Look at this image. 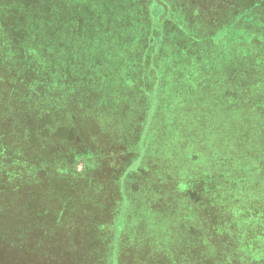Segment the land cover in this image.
I'll return each mask as SVG.
<instances>
[{
	"label": "trees",
	"instance_id": "trees-1",
	"mask_svg": "<svg viewBox=\"0 0 264 264\" xmlns=\"http://www.w3.org/2000/svg\"><path fill=\"white\" fill-rule=\"evenodd\" d=\"M141 1L0 0V264H23L19 257L21 239L27 237L29 230L23 222L24 207L32 204L36 192L45 197L32 210L39 212L41 218L45 215L54 221L50 223L53 231L48 233L54 238L56 228L61 226L65 228L60 231L63 235L71 233L73 244H77L76 264H123L122 259L130 256H123L119 250L118 234L122 231L134 235L135 239L128 237V241L136 250L140 243L155 247L159 240L153 239V234H136L142 225L146 228L140 217L154 226L159 213L147 212L146 206L144 214L143 210L138 212V197L143 199L132 184L140 185L136 175L146 170L151 173L149 185L156 184L153 180L159 171H155V153L165 150L159 161L168 164L165 159L173 157V153L167 155L168 144L174 140L178 142L175 149L185 151V171L179 169L180 179L173 177L169 186L185 188L194 202L207 204L200 213L213 226L203 225L198 234L192 230V235L168 242L161 250L165 254L169 251L171 261L185 253V264H264V204L260 196L249 195L244 184L249 175L232 163L238 154L262 157L264 145L260 143H264V138L254 147L249 145L255 138L250 137L247 125L243 133L230 132L227 140L221 137L219 125L205 128V119L197 123L200 129L191 127L188 115L192 106L187 105L195 103L196 112L201 105L209 112H234L235 107L236 116L238 108L239 117L247 118L249 128L254 126L250 112L251 96L255 94L250 80L255 82L258 77L251 67L264 69V0H185V26L178 29L188 39L185 70L181 67L180 73L171 75L175 83L169 92L158 91L161 63L155 54L163 44L162 29L169 18L140 32L143 41L145 36L154 39L153 45H146L148 40L144 41L146 46L139 45L142 37L137 41L134 33L138 26H131V22L139 6L144 11ZM143 1H150L153 17L151 7L157 0ZM161 1L170 16L176 13L173 0ZM143 14H137L138 18ZM131 42L137 50L140 72L136 83L121 77L122 49ZM196 48L200 50L195 51ZM147 53L154 59L144 57ZM165 102L171 108L159 112ZM173 108L178 114L161 119L165 136L172 133L166 139L169 143L158 151V140L155 135H148V128L157 122V116ZM82 110L97 115L102 128L93 123L83 127L79 116L73 113ZM69 112L75 116L72 123L60 118ZM255 120L259 125L258 117ZM108 128L114 131L109 134ZM123 128L127 131L122 132ZM48 134L69 142L70 153L65 154L76 162L83 161L80 170L67 166L68 173L58 164L51 166V160L57 157L47 154V139L42 141V151L37 150L40 155L35 156L37 153L32 150L36 151V144L40 146V139ZM109 146H120L119 153L112 152ZM131 152L142 159L139 165L133 163L122 171L113 170L116 176L104 168L102 161L107 157L118 159L119 164L127 163L124 160L129 159ZM66 155L64 160L68 159ZM58 184H66L76 193L66 190L70 197L63 193L56 197L53 187ZM116 185L120 186V194ZM149 185L142 188L148 199L154 198L155 192L152 187V193H146L144 189L151 191ZM110 190L113 192L107 193ZM48 196L52 198L47 205L44 200H49ZM73 197L76 204H87L91 210H72L69 200ZM42 204H46L45 208ZM248 204L252 212L247 210ZM129 206H133L131 220L126 223ZM77 211L82 214L78 225H74L68 217ZM80 228H84L82 232ZM13 242L19 246L16 248Z\"/></svg>",
	"mask_w": 264,
	"mask_h": 264
},
{
	"label": "rangeland",
	"instance_id": "rangeland-1",
	"mask_svg": "<svg viewBox=\"0 0 264 264\" xmlns=\"http://www.w3.org/2000/svg\"><path fill=\"white\" fill-rule=\"evenodd\" d=\"M135 1V0H133ZM140 1V0H139ZM142 5H143V10L141 9V7L139 6L136 16L134 17V19L131 22V26H135V28L138 26V29L135 31L134 35L135 38L137 39V41L139 40V37H142V42H138L139 45L142 46H146V45H153L154 43V39H149L148 40V36L146 38L145 36V40L147 41L145 42L148 44H144L143 41V36L141 33H144L146 29L150 28V25L153 23L155 24V22L157 21V23H160V20H164L165 18H169L166 21H164V26H163V39H162V45L160 46V48H158L155 52V54L157 55V57L160 60L161 66H160V73H159V77H160V85H159V92H169L170 89L172 88V85L175 83L173 82V80L171 79V75L173 73H180L182 70L179 71V69L181 67H183V69L185 70V42L188 41L185 40V33H179V27L184 25L185 26V0H173V6H175V14L174 15H169L168 10L166 9V7L163 5L161 0H157L154 2L153 7H151V9H153V17L151 16L150 12V1L144 2L143 0L141 1ZM134 3V2H133ZM10 4V3H9ZM137 6V4L135 5ZM7 10V9H6ZM142 12H144L143 16L141 18H138L137 14H139L141 16ZM3 16L2 14H0V17ZM170 16V17H169ZM161 21V23H162ZM141 25V26H139ZM214 25L212 24V27ZM128 32L130 33L131 31L128 30ZM155 34H157V31L155 30ZM214 34V33H213ZM162 38V36H161ZM141 39V38H140ZM192 41V40H191ZM208 43L210 42L209 39L206 40ZM137 44V45H138ZM135 46H133L132 42L130 43V45L125 46L122 49V59L124 61V66H123V74L121 75L122 78L126 79V82L129 81L131 83H136L137 81V75L140 76V72L137 70V64H138V60L136 57L137 56V50L136 47L134 49ZM194 50V49H193ZM200 50V48H196L195 51ZM193 51V52H195ZM136 55V56H135ZM144 57H148L149 60L154 59V57H152L149 53H147ZM264 57V55H263ZM262 57V58H263ZM166 58V60H164ZM264 59V58H263ZM164 60V61H163ZM254 72H256V77H258L255 81H251L250 80V85L252 86V90L254 92L255 95L251 96V101H252V107H251V113H253V118L250 119L251 123L254 124V126L252 128H249V122L247 120V118H243V117H239L240 116V110L237 108V114L238 116H236V110L235 107H233L234 112H230L229 109H221L218 112H209L207 111V107L201 105L199 108H197V112L194 111V104L193 103H187V105L192 106L191 107V111H189V115H188V125H190L191 127L196 125L197 127L200 126L197 124L200 121L204 120L202 122V125L204 124L205 128L208 127H212V126H220L221 127V137H223L225 140H227L230 135H228L230 132L232 133L233 130H237V132L243 133V131L246 129V125L248 127L247 130H249L251 132V136L250 137H254V140H251L252 143H250L249 145L257 147V145L261 142V139L264 138V131H263V126H264V111H263V105H264V69L262 71H257V69L254 68V66L251 67ZM1 72V70H0ZM253 72V71H252ZM166 73V74H165ZM168 75V77H166L165 75ZM130 78V79H129ZM250 78H253L250 76ZM125 83V81H123V84ZM177 83H181L180 81ZM147 84V83H145ZM137 85H139V83L137 82ZM144 88V87H143ZM147 88V87H145ZM134 89V88H133ZM142 88H140L141 90ZM133 92V91H131ZM137 92L139 93L140 91L137 90ZM182 93L184 94L185 91L183 90ZM193 93H191L190 95H192ZM191 97H189L188 99H190ZM205 99V96L203 98V101ZM255 102V106L254 103ZM169 104H166V102L163 104L161 103L160 106L161 109L159 110L162 111L163 109L166 108H171L168 107ZM174 110H170V112H165L163 114H161V116H157V122L153 125H151L148 129V135H155L154 139L158 140V141H162V143L160 142H156L155 147L157 148V150L159 151L163 146H166V144L169 143V141H166V139L170 138V135L172 134L171 132L165 136L166 131L164 130L165 127H163L162 125V117L166 118V117H170V116H175L176 114H178V110H176V108H173ZM194 111V112H193ZM217 111V110H216ZM255 111V113H254ZM72 112L67 113V115H63L60 118H62V120L67 121L68 123H72L71 121H73V119H75V116H73L72 114L75 113L76 116H79L78 119H80V121H82V124H84L83 127H85V123H93L96 124L97 126L102 128V125L100 123H103L102 120H100V118L97 115H94L92 113H90V111L87 113L85 110L79 111V113H76V111H74L72 114ZM258 113V115H256ZM258 117L259 121V125L255 124L254 122H256L255 117ZM247 122V123H245ZM173 123L177 124V120H173ZM177 126V125H176ZM256 126L260 127V128H255ZM255 129V130H254ZM122 132H126L127 130L125 128L120 129ZM258 130V131H257ZM109 134L112 133L114 131L113 128H108ZM176 131V129H175ZM255 131V132H254ZM262 132V134H260ZM195 133V132H194ZM55 135V134H54ZM53 134H48L46 135L47 138L42 137L40 139V146H38L36 144V151L33 149L32 152L33 153H37V150L42 151L41 148V144L42 141H44L45 139H47V144L50 143V146H47V154L48 153H53L55 157L54 161L52 159V157H49L51 160V166L53 165H59L60 167L63 168V170H66L68 173L70 172V170H68L69 168L67 166H71V167H76L77 170H80L82 168L83 165V161L80 160L79 162L74 161V159H72L71 155L69 154L66 155L65 153H70L69 150V142H67L66 140H61V139H54L56 138ZM232 136V134H231ZM38 139V141H39ZM231 141H233V138L230 139ZM37 141V142H38ZM175 141V140H174ZM174 141H170V143H174V144H168V154L173 153V158L174 159H178L174 161V172H173V176L174 179H180L177 175H180L179 169L183 168V170L185 171V161H183V158L185 157V151L179 152L177 151L178 148L175 149L176 144H178V142L176 141V143ZM150 142V141H149ZM255 142V143H254ZM254 143V145H253ZM204 144V143H203ZM260 144L264 145L263 142H261ZM163 145V146H162ZM180 145V144H179ZM30 147L32 146V144L29 145ZM110 148H113L112 152L117 151L116 153H119L118 151H120V146H109ZM171 147V148H170ZM32 148V147H31ZM263 149V156L256 158V156L253 158V156H243L241 154L235 155L233 157L234 162L233 165L235 168H239L241 173H247L249 175V179H246V182L244 183L246 185V189H249L247 192L250 193V196H260L262 198L263 204H264V147ZM185 150V149H184ZM65 151V152H64ZM39 152L37 154H35V156H39ZM58 152V153H57ZM123 152V151H121ZM178 152V153H177ZM115 153V154H116ZM134 152L128 153L129 159L124 160L127 163H122L119 164L120 161H118V159L116 161L112 160V159H108L109 157H107L106 161H102L104 168L109 170V174H113L114 176H116V173L113 172V170H118V171H122L124 170V168L127 165H132L134 164H140L142 161V159H140V157L136 154H133ZM225 153H222L223 156ZM62 155V156H61ZM68 156L66 160H64V156ZM136 155V157L134 156ZM59 156V157H58ZM63 157V159L61 160V157ZM159 156H165V150H163L162 153L160 154H156L155 153V171L158 170L159 173L157 172V176H155L156 179L159 178H164L166 175L169 174V169H170V165L169 164H163L162 161H159ZM231 156V155H230ZM121 159V158H120ZM123 160V159H122ZM73 161V162H71ZM71 162V163H70ZM144 164V163H143ZM176 166L178 168H176ZM146 168V166H145ZM148 170H151V168H149ZM185 173V172H184ZM148 174L151 175V173L149 171H144L142 174L140 173L136 175V177L138 179H140L141 181L138 180V182H141V185L147 187V185L150 184L151 181H149V176ZM154 177V176H153ZM135 178V176H134ZM134 180V179H133ZM59 182V181H58ZM166 182V181H165ZM235 182H240L241 181L237 180ZM60 183V182H59ZM174 183V182H173ZM180 183V182H179ZM234 183V182H233ZM154 188L157 190L156 191V196L155 197V204H139V210L138 212H140L141 210H143V213H145V209L147 210V212H151V213H159V215H156V220L154 223V226H150L148 224H146L144 222V220L142 219V217H140V220L142 223H144L146 225V228L142 225L141 229L138 228V234H141L140 237L144 236L145 233H151L154 235V233H157V236L154 237L153 235L151 236L153 239H158L159 242L155 243V247H146L144 246V244H139L138 246V250L136 252H134L135 256H130V257H126L125 261L124 258L123 260V264H185V253H183V256L181 255H177L176 257H173V260L171 261V255H169V251L167 252V254H165L163 252V250H161L162 245H165L168 242H174L177 238L180 237H185L188 236L189 234L192 235L193 231L195 230V233L200 232V230L202 231V229H204L205 226L203 225H208V226H213V224L207 223V220H205L206 216L202 215L200 213V210H202V208H204L205 205L207 204H197L196 202H194V200L190 199L188 194L185 193V188H180L178 185L177 186H173L170 189H165L164 187H166V185L162 186V182L158 184H153ZM151 186V185H149ZM143 187V188H144ZM253 187V188H252ZM53 188H56V194L55 196L57 197L60 193H63L64 195L70 197V194H68L66 192V190H70L72 193H76L75 189H71L70 186L66 185V184H61V185H55ZM152 189V186L149 187ZM146 192L147 190L144 189ZM166 191V192H165ZM260 191L261 194L260 195ZM34 201L32 202V204H27L24 207V217L25 220H23V222H25L26 224H28L29 226V230L27 233V237L29 236L30 238V234H38V228H40V233H43L44 235L52 232V225H50V223H54L53 220L49 219V216H46L47 218V224L41 225L39 224V219L41 216H39V212L38 214L36 212H34L33 206H37L41 202V199L43 197H45L42 193L36 192V194L34 195ZM49 197V196H48ZM51 198L49 197V200L46 199L44 200L46 202V204H50L51 203ZM31 200V199H29ZM48 200V201H47ZM36 203V204H35ZM60 203V202H59ZM55 204V203H54ZM57 204V203H56ZM69 204H73V206H71L72 210H91L87 204H76V198L73 197L72 199L69 200ZM249 205V204H248ZM134 206V204H133ZM133 206H129L125 215V221L126 223H129L131 220V212H130V208ZM144 206L145 209H144ZM251 207V204L249 205V208H247V210L249 212H252L253 209ZM263 207V206H262ZM219 212V210H218ZM221 213V212H220ZM82 213H78V211L75 213V215L69 216L68 218H72L71 219V223L76 225L77 220L79 218V216ZM204 216V217H203ZM107 218L105 217L104 220H106ZM138 220V219H136ZM25 223H23L25 225ZM49 224V225H48ZM210 224V225H209ZM78 225V224H77ZM80 225V224H79ZM81 232L83 231L84 228H80ZM85 229L90 230V228L88 226H86ZM107 235L109 234L108 232H105ZM197 233V234H198ZM19 234H17V237L19 239ZM135 235V236H136ZM129 238H134V235H128ZM128 237H127V241L126 240H122L123 242L128 243ZM135 239V238H134ZM28 240V239H27ZM30 240V239H29ZM20 239L17 241L19 242ZM163 242V243H161ZM12 245H14L16 248L19 246V243L14 244L11 243ZM119 246V250H121V252H123V247L118 244ZM107 248V245H106ZM128 248V247H126ZM76 248H73V250ZM73 253H75V255H77L76 251H72ZM79 254V253H78ZM225 258V257H224Z\"/></svg>",
	"mask_w": 264,
	"mask_h": 264
},
{
	"label": "crops",
	"instance_id": "crops-1",
	"mask_svg": "<svg viewBox=\"0 0 264 264\" xmlns=\"http://www.w3.org/2000/svg\"><path fill=\"white\" fill-rule=\"evenodd\" d=\"M165 160H169L168 162V164L170 165L169 174L166 175L164 178L162 177V178H159L153 181L158 185L160 182H162V186L166 185V187L164 188L168 190L171 188L169 184H171L172 178L174 177L173 176L174 165H175L174 161L178 159H173V157L170 156V157H167ZM93 176L99 177L98 175H96V173H93ZM133 185H134V189L137 191L136 192L134 190L136 194L140 195L141 198L144 200L143 201L138 197L141 204H155L156 203L155 202V197H157L155 194L157 191L156 189H155V192L153 191L154 198L148 199L146 197V194L143 195L144 191L142 192V188L145 186V184L144 186L141 184L137 185V183L134 182L132 186ZM127 186L130 187V185H127ZM152 187L154 188L153 184H152ZM116 188L118 190V193L120 194V191H121L120 186L116 185ZM109 192H113V190L107 191V193ZM147 192L152 193V189L151 191H147ZM45 205L46 204H42L43 208H45ZM69 221L71 222V218L69 219ZM39 223L44 226L47 224V218L45 215H43ZM70 225L71 227L73 226L71 223ZM61 229H65V228L63 226H61L60 229L56 228L57 235L55 238L51 236V234L44 235L41 233H38L35 235L30 234V238L29 236L23 237V239H21L22 244L20 246V253H19V257L22 258L23 264H44V263L46 264L49 262H58V263L61 262L63 264H76L77 255H75L72 251L74 252L77 251V249L73 250L74 247L77 248V244H73L75 242H72L71 233H67L66 235H63L60 232ZM112 229H109V230L112 231ZM118 236H119L118 239L120 241V245L123 247V252H121V254L123 256L124 255L135 256L134 252L137 251L135 249V246H133L130 241L128 243L122 241V240L127 241L128 232L122 231L121 233L118 234ZM106 245L108 246V249H109V242H107ZM125 251L127 252L125 253ZM67 252H69L70 254H67Z\"/></svg>",
	"mask_w": 264,
	"mask_h": 264
}]
</instances>
